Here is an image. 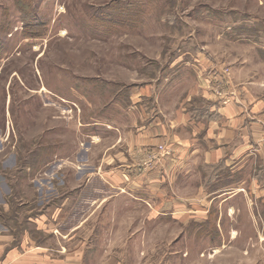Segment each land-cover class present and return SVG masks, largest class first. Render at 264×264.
Instances as JSON below:
<instances>
[{
    "label": "rangeland",
    "instance_id": "obj_1",
    "mask_svg": "<svg viewBox=\"0 0 264 264\" xmlns=\"http://www.w3.org/2000/svg\"><path fill=\"white\" fill-rule=\"evenodd\" d=\"M194 56L264 101V0H0V228L8 247L29 237L57 249L63 238L38 222L116 215L120 236L141 234L129 243L128 264H264V179L239 209L215 201L172 209L175 219L149 214L145 239L140 214H87L142 209L100 178L111 169V127L126 126L129 95L165 70L179 72L174 87L184 93L191 77L178 66Z\"/></svg>",
    "mask_w": 264,
    "mask_h": 264
},
{
    "label": "crops",
    "instance_id": "obj_2",
    "mask_svg": "<svg viewBox=\"0 0 264 264\" xmlns=\"http://www.w3.org/2000/svg\"><path fill=\"white\" fill-rule=\"evenodd\" d=\"M178 69L185 72L184 78L191 77L184 93L174 87L179 80L175 70L135 87L121 121L126 126L111 127V169L99 173L115 198L127 196L142 209L87 211L140 214L144 239L149 214L173 213L175 219L179 211L172 209H211L215 201L226 209H239V198L255 197L264 179V161L257 163L264 159V101L253 98L234 74H224V68L203 56H194ZM115 218L89 223L85 217L63 226L38 222L37 229L44 227L63 238L57 249L35 245L29 237L8 247L1 227L0 264H128L133 258L129 243L141 234L136 235L137 229L128 237L125 231L119 240Z\"/></svg>",
    "mask_w": 264,
    "mask_h": 264
}]
</instances>
